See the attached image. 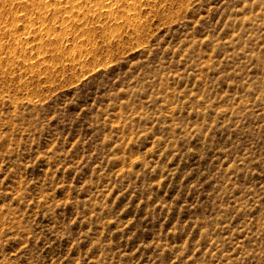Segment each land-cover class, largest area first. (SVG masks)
<instances>
[{"label":"rangeland","instance_id":"obj_1","mask_svg":"<svg viewBox=\"0 0 264 264\" xmlns=\"http://www.w3.org/2000/svg\"><path fill=\"white\" fill-rule=\"evenodd\" d=\"M75 1L0 0V264H264V0Z\"/></svg>","mask_w":264,"mask_h":264},{"label":"bare ground","instance_id":"obj_2","mask_svg":"<svg viewBox=\"0 0 264 264\" xmlns=\"http://www.w3.org/2000/svg\"><path fill=\"white\" fill-rule=\"evenodd\" d=\"M40 1V0H39ZM52 3L51 4H54V6L57 4H62V2H64V3H69L70 4V8L71 9H73L75 6H76V1L75 0H50ZM74 1H75V4H74ZM88 1V0H87ZM98 1H103V0H95V2H98ZM40 3V2H39ZM90 3V2H89ZM47 4H48V2H47ZM50 4V5H51ZM38 5V4H37ZM48 6V5H47ZM63 6V5H62ZM65 6V5H64ZM68 6V5H67ZM103 6H104V8L107 10V12H105V13H108V14H110V15H112L113 14V12L115 11V8L114 7H111L112 6V3H106V4H103ZM52 7V6H51ZM56 8V7H55ZM64 9H66V8H64ZM38 10V9H37ZM40 11V10H39ZM41 11H42V9H41ZM57 11V10H56ZM71 11V10H70ZM55 12V11H54ZM101 12H103V11H101ZM38 13V12H37ZM36 13V14H37ZM45 13V12H44ZM48 15V14H47ZM51 15V14H50ZM30 17H32V16H30ZM53 17V16H52ZM56 17V16H55ZM58 17V16H57ZM101 17V16H100ZM40 19V18H39ZM41 20V19H40ZM130 28V27H129ZM34 37H36V35L34 36ZM75 37V36H74ZM121 39V38H120ZM45 41H47V40H45Z\"/></svg>","mask_w":264,"mask_h":264}]
</instances>
